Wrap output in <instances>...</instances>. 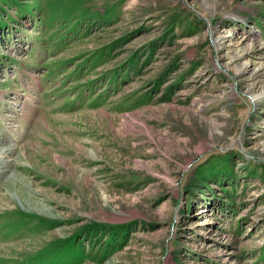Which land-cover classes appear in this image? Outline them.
Segmentation results:
<instances>
[{
	"label": "rangeland",
	"instance_id": "1",
	"mask_svg": "<svg viewBox=\"0 0 264 264\" xmlns=\"http://www.w3.org/2000/svg\"><path fill=\"white\" fill-rule=\"evenodd\" d=\"M0 264H264V0H0Z\"/></svg>",
	"mask_w": 264,
	"mask_h": 264
},
{
	"label": "trees",
	"instance_id": "2",
	"mask_svg": "<svg viewBox=\"0 0 264 264\" xmlns=\"http://www.w3.org/2000/svg\"><path fill=\"white\" fill-rule=\"evenodd\" d=\"M122 109V108H121ZM109 232V231H108ZM70 244L72 245V246H76V247H78L79 246V244L77 243V242H75L74 240H72V241H70ZM73 249H77V248H73Z\"/></svg>",
	"mask_w": 264,
	"mask_h": 264
}]
</instances>
